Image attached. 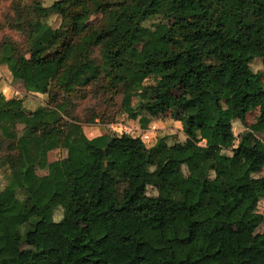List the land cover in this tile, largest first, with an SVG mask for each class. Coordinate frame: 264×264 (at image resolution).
Returning <instances> with one entry per match:
<instances>
[{
	"label": "trees",
	"instance_id": "trees-1",
	"mask_svg": "<svg viewBox=\"0 0 264 264\" xmlns=\"http://www.w3.org/2000/svg\"><path fill=\"white\" fill-rule=\"evenodd\" d=\"M9 8L7 29L21 42L2 39L0 67L58 109L41 108L34 123L23 99L0 93V130L12 132L0 136V264H264V233L239 240L264 222V150L251 132L238 140L233 132L256 109L264 128V82L251 67L258 60L264 69V0H14ZM232 100L234 109L223 108ZM169 114L183 139L162 131L147 148L133 130H108ZM86 118L107 133L88 139L77 128L59 166L38 176L65 137L62 120ZM18 125L34 135L18 138ZM72 220L83 225L79 237ZM36 225L55 247L20 249Z\"/></svg>",
	"mask_w": 264,
	"mask_h": 264
},
{
	"label": "rangeland",
	"instance_id": "rangeland-1",
	"mask_svg": "<svg viewBox=\"0 0 264 264\" xmlns=\"http://www.w3.org/2000/svg\"><path fill=\"white\" fill-rule=\"evenodd\" d=\"M14 0H0V42L2 41V39L4 38H11L14 41H18L21 42V38L19 36H17L14 32H11L7 29V17L10 14V5ZM25 2H28L29 0H22ZM53 1L55 0H42V4L43 6H49ZM48 24H50L52 27H56L59 22L58 19L56 17H50L46 19ZM96 19L95 17L92 18V21L94 22ZM150 24V23H148ZM163 27H167V23L164 21L162 22ZM143 46L142 45H138L136 46L131 52H129L126 55V60L132 61L133 57L142 50ZM251 67L254 71L257 72H261L262 73V80L264 82V69L262 68L260 62L258 60L254 61L251 64ZM152 80H149L146 82V84H151ZM0 93H2L5 98L10 99V98H18V99H23V103H24V107L26 108V111L28 113V115L30 116V119L36 123L40 120V109L43 108L45 110H50L52 108H57L58 109V105L54 106V105H49L47 104V100H46V96L45 95H36L34 93H28L24 90L22 84L19 81L13 80L10 72L8 71V69L5 66H1L0 67ZM191 94V91H177L176 95H183L185 97H188ZM121 96H118L115 100L118 106V109L120 111V113H118V115L116 116V119L119 120L121 118L122 115L121 111H122V107H121ZM140 100H142L143 102H146L148 100L147 97H142ZM137 101L136 105L140 102ZM90 105H92V102L90 103H85L83 104L79 109H78V115L80 117H84L85 113H83V109H87V107H89ZM134 105L132 107L135 108ZM223 108L225 109H234L236 107V103L235 101H224L222 104ZM259 110L256 109L250 113H248L246 115V120H245V124H241L239 122H234V135L236 137V139L238 140L239 136L246 133V132H251L252 133V138H251V143L253 145L254 148L256 149H261L264 150V128L262 126H260L259 124ZM175 118L171 116V114H169V116H166V118L163 119H158L155 120L156 122H161L163 124V129L164 131H168L172 134V136H174L175 141H177L178 136L180 135L179 138L183 139L182 135L183 133L182 131V122L180 120H178L177 123L179 124H174L175 123ZM139 120H133L129 125L126 124L127 126H129L131 128V130H133L134 132V136L138 135V129L137 128V124L139 125L140 123V129L141 130H147L148 128V121L147 120H140V122L138 123ZM153 121V120H151ZM89 124V125H88ZM95 124H99L97 120L93 119V118H86L84 123H73L70 122L66 119H63L60 126L64 129L65 131V137L61 143V145L59 146L58 149L50 152L47 156V165L43 170H39L36 169V174L38 176H47L50 173H52L58 166L59 163L62 159H64L66 157L67 154V148H68V143L72 137V135L74 134L75 130H77V127H79L80 125L85 126V128H90V127H96V126H91V125H95ZM100 125V124H99ZM87 126V127H86ZM103 126V125H100ZM103 128V129H102ZM100 131H96L95 132L91 131L92 133H89L88 139L94 138L96 136H98L99 134L102 133H107V130L105 128V126H103ZM15 135L18 138H30L34 135V132L31 128L29 127H25L23 125H18L15 128L14 131ZM0 136L4 137V138H11L12 137V132L6 131L4 129L0 130ZM141 137V136H139ZM143 137V136H142ZM178 138V139H179ZM145 142L146 140L144 138H142ZM173 139V140H174ZM209 161H213V158H211ZM1 162V160H0ZM5 167L0 165V189L3 188L4 184H5V174L7 171H4ZM262 175H264V169L262 170ZM257 211L259 213H261L262 215H264V200L261 201V203H259L258 205V209ZM61 218V213L57 212L54 216V220L55 221H59ZM69 229L76 235V236H80L82 230H83V225L80 224L79 222L72 220L69 224H68ZM226 234H231L233 233V230L231 229H227L225 231ZM264 233V222H262V224L256 229V231L253 234L250 235H239V240L244 241V242H250L251 239L256 235V234H262ZM56 246L55 240L53 239V237L45 230L44 227L40 226V225H36V229L34 230V232L32 234H28L26 235L24 241L21 243L20 245V249L22 250H33V251H38V250H43V249H48V248H53Z\"/></svg>",
	"mask_w": 264,
	"mask_h": 264
},
{
	"label": "crops",
	"instance_id": "crops-1",
	"mask_svg": "<svg viewBox=\"0 0 264 264\" xmlns=\"http://www.w3.org/2000/svg\"><path fill=\"white\" fill-rule=\"evenodd\" d=\"M178 122V120H175V123L174 124H179V123H177ZM138 123H139V121H138ZM89 125V124H88ZM91 126H96V127H90V128H85V126H82V125H80L79 127H77V128H79L80 130H81V132L84 134V136L86 137V138H88V134L89 133H92L91 131H93V132H95V129H96V131L98 130V131H100V129L103 127V126H100L99 124L97 125V124H95V125H91ZM87 127V126H86ZM140 123H139V125L137 124V128L136 129H138V135L137 136H134V137H138V136H141L140 138L142 139V138H144L145 140H146V142L142 139V141L144 142V144H145V146L147 147V148H151V147H153L154 145H155V143H156V138H157V135L159 134V133H161L162 131H164V129H163V124L161 123V122H156L155 120H153V121H150L149 123H148V128L149 129H147V130H141L140 128ZM103 129V128H102ZM168 132V131H167ZM181 132H183V130L181 131ZM103 134V133H102ZM99 135H101V134H99ZM98 135V136H99ZM143 136V137H142Z\"/></svg>",
	"mask_w": 264,
	"mask_h": 264
},
{
	"label": "built area",
	"instance_id": "built-area-1",
	"mask_svg": "<svg viewBox=\"0 0 264 264\" xmlns=\"http://www.w3.org/2000/svg\"><path fill=\"white\" fill-rule=\"evenodd\" d=\"M108 130L113 133L116 134L118 136H122L124 134H129L131 132V129L128 128L125 125H122L120 123L118 124H111L108 126Z\"/></svg>",
	"mask_w": 264,
	"mask_h": 264
}]
</instances>
